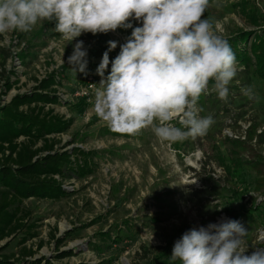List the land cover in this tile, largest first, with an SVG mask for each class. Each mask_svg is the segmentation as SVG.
Segmentation results:
<instances>
[{
    "label": "rangeland",
    "instance_id": "obj_1",
    "mask_svg": "<svg viewBox=\"0 0 264 264\" xmlns=\"http://www.w3.org/2000/svg\"><path fill=\"white\" fill-rule=\"evenodd\" d=\"M204 17L213 21L217 33L228 43L240 32L248 34L239 49L250 54L254 35L264 29V0H212ZM251 17L258 24H253ZM132 24L140 26L137 21ZM54 25V21H45L30 33L13 32L9 42L0 37V46L24 54L22 60L7 59L6 75L10 74L11 81H19L3 96L0 81V102L8 103L16 94L31 91L36 79L59 70L67 63L75 43L83 41L88 52L87 74L78 72L75 76L71 67L66 69L57 93L61 104L50 107L73 123L66 133L53 138L60 142L58 147L69 142L67 149L97 152V168L84 180L63 183L70 188L67 192L74 191L69 197L57 202L29 199L20 206L30 215L26 224L37 226L38 237L25 244L36 251L30 260L45 258L51 264H150L161 250L172 253L174 243L186 231L228 219L239 221L247 229L246 254L264 247V96L252 67L237 63L227 101L211 91L210 82L209 91L198 102L200 116H211L215 121L205 136L174 144L160 143L150 129L136 136H116L94 113L93 90L101 80L96 68L108 50V41H117V48L109 52L105 76L109 74L119 45L132 29L84 33L69 43L56 34ZM90 78L93 89L80 97ZM247 86L254 87L255 99L242 94L241 89ZM234 140L242 145L235 147L231 143ZM233 157L242 162L239 174L233 171ZM123 223L129 228L124 229ZM51 235L62 239L59 248ZM22 237L18 233L0 241V248H5V254L18 252ZM40 241L43 244L37 250ZM69 251L70 256L57 258Z\"/></svg>",
    "mask_w": 264,
    "mask_h": 264
},
{
    "label": "clouds",
    "instance_id": "obj_2",
    "mask_svg": "<svg viewBox=\"0 0 264 264\" xmlns=\"http://www.w3.org/2000/svg\"><path fill=\"white\" fill-rule=\"evenodd\" d=\"M209 6L210 0H0V37L9 42V34L30 33L45 21H54L69 43L84 33L131 28L109 74L117 41H108L96 68L101 80L93 90L94 113L112 132L136 136L150 129L160 143L174 144L207 134L215 121L200 116V97L211 82V91L227 101L237 74L233 49L204 17ZM87 56L77 41L67 59L75 76L87 74ZM241 92L256 98L253 86ZM247 233L231 219L193 228L174 243L170 258L180 264H264V247L246 254Z\"/></svg>",
    "mask_w": 264,
    "mask_h": 264
},
{
    "label": "trees",
    "instance_id": "obj_3",
    "mask_svg": "<svg viewBox=\"0 0 264 264\" xmlns=\"http://www.w3.org/2000/svg\"><path fill=\"white\" fill-rule=\"evenodd\" d=\"M251 18L253 24H258L255 17ZM247 35L240 32L238 38L231 39L229 44L237 63L243 64L244 68L252 67L254 76L261 82L260 93L264 96V29L262 34L254 35L250 54L239 49V44H245ZM13 54L11 47L0 46L2 96L7 95L19 81L18 78L11 81L10 74L6 75L5 72V63ZM23 55L16 53L15 56L22 60ZM68 68L70 66L66 63L59 70L50 72L40 80L36 79L35 86L26 94H16L5 104L0 102V241L15 237L18 233L23 235L18 252L5 254V248H0V264H51L45 258L30 260L36 251L25 244L38 237L37 226L26 224L30 215L23 213L20 206L29 199L57 202L69 197L74 191L67 192L63 183L71 179L84 180L92 176L97 168L94 161L97 152L77 147L67 149L69 142L58 147L60 142L53 138L66 133L73 123L71 118L55 114L50 108L61 104L57 93L62 73ZM231 143L237 148L242 145L238 140ZM231 161L233 171L239 174L241 160L233 157ZM50 238L59 248L62 239H56L53 235ZM42 244V241L38 243L37 250ZM71 254V251L61 252L57 258L63 259ZM170 256L171 252L161 250L150 264H176Z\"/></svg>",
    "mask_w": 264,
    "mask_h": 264
},
{
    "label": "built area",
    "instance_id": "obj_4",
    "mask_svg": "<svg viewBox=\"0 0 264 264\" xmlns=\"http://www.w3.org/2000/svg\"><path fill=\"white\" fill-rule=\"evenodd\" d=\"M14 53V52H13ZM14 56L12 57V58H14L15 60H16V53H14L13 54ZM92 81V79L90 78L89 79V81H88V85L85 87V90H84V92L81 94V95H79L80 97H85L86 95H87V93L90 91V89H93V85H92V83H90ZM59 99L61 100L62 98L61 97H59ZM63 188L65 189V190H69L70 188L69 187H64L63 186ZM70 191V190H69Z\"/></svg>",
    "mask_w": 264,
    "mask_h": 264
},
{
    "label": "crops",
    "instance_id": "obj_5",
    "mask_svg": "<svg viewBox=\"0 0 264 264\" xmlns=\"http://www.w3.org/2000/svg\"><path fill=\"white\" fill-rule=\"evenodd\" d=\"M123 227H124V229H128L129 228V226L127 225V224H124L123 223ZM120 230L122 231V229L120 228ZM120 232V231H119Z\"/></svg>",
    "mask_w": 264,
    "mask_h": 264
}]
</instances>
